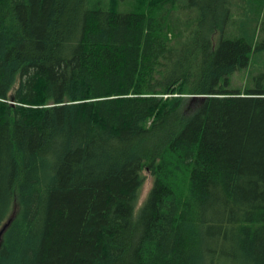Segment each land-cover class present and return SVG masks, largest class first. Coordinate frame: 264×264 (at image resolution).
Segmentation results:
<instances>
[{"label": "trees", "instance_id": "obj_1", "mask_svg": "<svg viewBox=\"0 0 264 264\" xmlns=\"http://www.w3.org/2000/svg\"><path fill=\"white\" fill-rule=\"evenodd\" d=\"M9 221L0 264H264V0H0Z\"/></svg>", "mask_w": 264, "mask_h": 264}, {"label": "rangeland", "instance_id": "obj_2", "mask_svg": "<svg viewBox=\"0 0 264 264\" xmlns=\"http://www.w3.org/2000/svg\"><path fill=\"white\" fill-rule=\"evenodd\" d=\"M242 81L240 79H238L235 84L237 85H242ZM147 178H146V182L144 184L143 190H142V195H141V199L140 202L143 201V199L146 197L148 191L150 190L151 186H152V178L149 175V173H146Z\"/></svg>", "mask_w": 264, "mask_h": 264}, {"label": "water", "instance_id": "obj_3", "mask_svg": "<svg viewBox=\"0 0 264 264\" xmlns=\"http://www.w3.org/2000/svg\"><path fill=\"white\" fill-rule=\"evenodd\" d=\"M11 221H9L4 227L3 229L0 231V241L2 240V235L4 233V231L6 230V228L8 227V225L10 224Z\"/></svg>", "mask_w": 264, "mask_h": 264}]
</instances>
